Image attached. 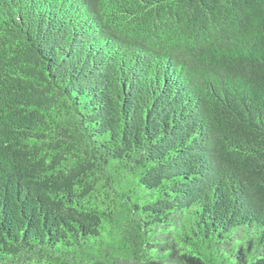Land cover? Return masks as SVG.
<instances>
[{
	"label": "trees",
	"instance_id": "16d2710c",
	"mask_svg": "<svg viewBox=\"0 0 264 264\" xmlns=\"http://www.w3.org/2000/svg\"><path fill=\"white\" fill-rule=\"evenodd\" d=\"M0 264H264V0H0Z\"/></svg>",
	"mask_w": 264,
	"mask_h": 264
}]
</instances>
